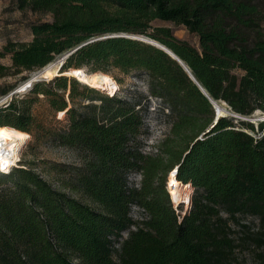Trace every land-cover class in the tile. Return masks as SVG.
Segmentation results:
<instances>
[{"label": "trees", "instance_id": "16d2710c", "mask_svg": "<svg viewBox=\"0 0 264 264\" xmlns=\"http://www.w3.org/2000/svg\"><path fill=\"white\" fill-rule=\"evenodd\" d=\"M8 1L50 19L31 21L29 42L5 44L0 58L10 56L12 63H0V78L32 73L81 45L62 72L144 74L150 96L167 105L170 119L156 151L147 153L139 104L67 75L35 82L30 97L13 95L0 105V126L53 139L81 161L62 182L71 192L30 167L0 171V264H264V121L220 116L214 123L209 98L163 49L129 37L93 40L121 33L155 40L187 65L213 100L250 117L264 113L262 5ZM156 20L185 26L198 45L170 27L153 26ZM39 95L65 112L66 126L52 130L35 119L31 106ZM174 170L185 189L177 207L167 186ZM132 173L140 174L138 185L131 184ZM133 206L142 215L135 217Z\"/></svg>", "mask_w": 264, "mask_h": 264}, {"label": "rangeland", "instance_id": "374dc122", "mask_svg": "<svg viewBox=\"0 0 264 264\" xmlns=\"http://www.w3.org/2000/svg\"><path fill=\"white\" fill-rule=\"evenodd\" d=\"M255 1L264 8V0ZM48 19H50L48 15L21 11L16 9L8 0H0V50L3 49L8 41L29 42L32 39L30 30L31 21ZM153 26L170 27L177 38L186 40L192 45H198L197 36L190 33L183 25L170 21L156 20L153 22ZM0 63L7 66L11 65L10 56L0 58ZM109 74L117 82V96L127 98L139 104L138 107L141 109L146 124L143 148L147 153H154L156 151L155 146L164 138L169 130L170 118L167 114V105L161 102L160 99L150 96L147 84L148 78L144 74L135 72L124 74L116 68L111 69ZM30 75L31 73L22 72L0 78V105L6 103V101L8 102L13 95H16L19 99L30 97L31 95L26 91L11 95L12 91L16 90L22 81H25L23 76L29 77ZM68 78L72 77L69 76ZM50 80L51 79H45L42 81L48 83ZM81 84L84 83L81 82ZM68 92L69 87L65 95H67ZM103 93L108 94L104 91ZM82 101L88 102L86 99H82ZM97 103H99V101H97ZM219 104L226 108V116H233V113L227 105L222 103ZM31 112L38 122L52 130L63 128L67 125V120L64 116L65 112L55 111L49 104L47 97L42 95H39L32 103ZM19 154V167L33 168L54 187L62 189L64 188L62 182L70 178L71 165H78L81 163L76 150L60 145L53 139L48 138L35 139L31 136L21 148ZM62 164H65V167ZM140 178V174L132 173L130 175L131 184L138 185ZM167 186L169 190V183ZM64 190L71 192L70 189L67 188H64ZM72 194L78 195L76 193ZM186 208L187 204L184 205V210ZM140 211L138 207L133 206L132 214L135 217L142 215Z\"/></svg>", "mask_w": 264, "mask_h": 264}, {"label": "bare ground", "instance_id": "6f19581e", "mask_svg": "<svg viewBox=\"0 0 264 264\" xmlns=\"http://www.w3.org/2000/svg\"><path fill=\"white\" fill-rule=\"evenodd\" d=\"M144 37V36H142ZM152 40V39H151ZM153 42H157L152 40ZM158 43V42H157ZM60 56L48 63L43 68L36 70L16 88L17 92H27L28 84L53 79L57 75H68L76 78L78 81L91 87L104 91L110 95H115L117 90L116 80L109 74L104 72L88 73L83 68H70L64 72H59ZM7 96V95H6ZM10 96V95H8ZM219 102V101H218ZM226 105V104H224ZM220 114L225 115L227 111L222 105L218 106ZM229 110V109H228ZM229 112V111H228ZM228 114V113H227ZM28 132L9 127L0 126V161L4 165H12L19 158V153L23 145L30 139ZM7 170L9 168L7 167ZM169 192L174 204L177 206L185 200V189L183 183L176 178V173H171L168 178Z\"/></svg>", "mask_w": 264, "mask_h": 264}, {"label": "water", "instance_id": "95a60500", "mask_svg": "<svg viewBox=\"0 0 264 264\" xmlns=\"http://www.w3.org/2000/svg\"><path fill=\"white\" fill-rule=\"evenodd\" d=\"M108 37H129V38H134V39H139V40H142V41H145V42H148V43H151L161 49H163L165 52H167L172 58L176 59L183 67L184 69L187 71V73L189 74V76L197 83V85L200 87L201 91L209 98L210 102L213 104V107L215 109V113H216V116H215V120H214V123H216L217 119L220 117V116H226V115H222L220 114V111H219V108L218 106L220 105L217 101L213 100L209 95L208 93L206 92V90L200 85V83L196 80V78L193 76V74L191 73V71L189 70V68L187 67V65H185V63L175 54L173 53L170 49H168L167 47H165L164 45L160 44V43H157V42H153L150 38H147V37H142V36H137V35H129V34H107V35H103V36H100V37H97V38H94L93 40H97V39H104V38H108ZM92 40V41H93ZM80 46L74 48V49H71L70 51H67L65 52L64 54L60 55V64H59V72H62V68H63V65L66 61V59L72 54L74 53ZM61 75H64V74H61ZM31 85L32 84H28V88H31ZM17 93L16 90L12 91L11 95ZM222 104H226L225 102H222ZM233 116L234 117H237V118H241L243 120H249L253 123H258L260 121H264V113L263 112H260V111H256L252 116L250 117H244V116H241V115H238V114H235L233 113ZM171 173H176V170H174L173 172Z\"/></svg>", "mask_w": 264, "mask_h": 264}, {"label": "built area", "instance_id": "2783aa9c", "mask_svg": "<svg viewBox=\"0 0 264 264\" xmlns=\"http://www.w3.org/2000/svg\"><path fill=\"white\" fill-rule=\"evenodd\" d=\"M19 161H20V159L18 158L17 160H15L13 162L12 165H4L0 161V171H2V172H9L13 167H15V166H17L19 164ZM7 167L9 168V170H7Z\"/></svg>", "mask_w": 264, "mask_h": 264}]
</instances>
